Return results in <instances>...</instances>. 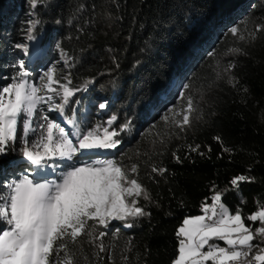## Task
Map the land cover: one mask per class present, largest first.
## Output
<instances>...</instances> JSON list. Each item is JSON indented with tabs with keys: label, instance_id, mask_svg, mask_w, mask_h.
I'll return each instance as SVG.
<instances>
[{
	"label": "trees",
	"instance_id": "1",
	"mask_svg": "<svg viewBox=\"0 0 264 264\" xmlns=\"http://www.w3.org/2000/svg\"><path fill=\"white\" fill-rule=\"evenodd\" d=\"M26 11L34 34L49 42L57 37L64 65L54 74L73 90L64 115L79 135L117 131L115 161L150 195L138 198L147 215L94 226L107 233L105 252L88 236L66 241L76 264H172L179 226L217 192L247 226H264L247 219L264 207V31H255L264 25V0H38L27 8L0 0V86L19 79L23 61L10 42L21 39ZM182 77L174 100V79ZM189 98L191 124L181 129ZM37 120L28 118L29 132ZM11 154V148L0 154V179L6 181L7 170L10 182L17 177L7 167ZM239 175L254 180L232 186ZM7 190L0 183L3 196Z\"/></svg>",
	"mask_w": 264,
	"mask_h": 264
},
{
	"label": "snow or ice",
	"instance_id": "2",
	"mask_svg": "<svg viewBox=\"0 0 264 264\" xmlns=\"http://www.w3.org/2000/svg\"><path fill=\"white\" fill-rule=\"evenodd\" d=\"M37 3L38 0H31L33 7ZM231 31L236 33L237 29ZM255 31H264V25H257ZM17 47L28 51L25 45L18 44ZM26 75L21 72L17 82L0 92V154H5L16 143L17 125L22 116L24 134L27 135L28 118L36 114L39 104L45 102V97L40 95L42 89L29 85L24 79ZM45 77L47 90L59 95L60 89L53 88V84L59 83L54 79L53 71L46 72ZM61 87L66 104L73 90L67 85ZM55 107L62 109L63 104ZM99 107L103 109L105 104L101 103ZM192 111L194 105L189 98L178 127L183 129L191 124ZM44 119L47 121L46 135L31 147L24 139L19 151L34 165L58 158L64 161L66 170L60 182L40 183L25 175L8 185L9 194L0 200V221L6 225L0 227V264H76L66 241L75 244L79 238L88 236L91 238L88 242L94 244L98 252H105L102 240L107 233L95 232V225L107 229L111 221L147 215L138 203L140 197L150 199L147 189L137 179L129 178L127 170L117 161L87 163L74 160L77 154L85 151L117 148V131L105 128L102 136L89 131L73 143L63 127L47 117ZM115 119L113 117L109 124ZM215 139L220 140V137ZM197 149L198 146L192 151ZM130 171L135 173L136 166L133 165ZM153 171L162 173L165 169L153 168ZM253 180L239 175L231 180V185L238 187ZM221 200L222 194L217 192L211 205L204 206L205 215L183 220L176 233L180 239L178 254L172 264H207L209 261L212 264H264V246H261L264 245V226L253 230L245 224L239 210L230 214ZM247 219L264 225V207ZM125 227L132 225L125 224ZM257 236L261 238L260 243H253ZM213 239L224 241L226 247L209 243ZM205 246L207 250H204ZM253 249H256L255 253ZM61 255L63 259H53Z\"/></svg>",
	"mask_w": 264,
	"mask_h": 264
},
{
	"label": "rangeland",
	"instance_id": "3",
	"mask_svg": "<svg viewBox=\"0 0 264 264\" xmlns=\"http://www.w3.org/2000/svg\"><path fill=\"white\" fill-rule=\"evenodd\" d=\"M21 6L23 8H27L31 6V0H20ZM249 6V5H248ZM29 9V8H28ZM29 11H26V14L24 15V19L22 22L24 23V26L22 27V33H20V40L18 42H10V46L12 49H16L18 52L17 57L23 61V64H27V69H24L23 67H20L19 64V72L28 73L29 75V85H35L36 87H39L42 89L40 95L45 97V102H42L38 105L36 114L38 116L37 120V127H33L31 131L27 132V135L24 134V122L22 121V135L21 137H17V141L14 145L11 147V156L7 159V167H11L12 170L16 173V179H13V181L18 180L22 178L23 176L27 175L30 179H33L35 182H60L62 179V173L66 170L63 167L64 161L57 159L52 160H45L41 165H34L31 164L25 157L22 156L19 149L23 146L22 141L24 139L28 140L29 146L31 147L34 142L39 141L40 137L42 135H46V123L47 121L44 119V117H47L48 120L53 121L57 124L59 122L63 124L65 128V133L69 136L70 139L73 140V143L76 142V140L82 135H79L75 125L73 124V119L68 118L64 115V102H63V91H62V85H67L66 82H64L62 79H64V75H57L54 74L55 68L58 69L59 67H63L64 65V57L60 56L59 50L57 48V37H52L51 41H47V38H41L38 35L34 34L32 32L33 24L31 17H29ZM31 22V23H30ZM234 28V27H232ZM231 28V29H232ZM222 34V31L219 32V35ZM217 39V37H215ZM25 45L28 49L27 52H25L22 48H18L17 45ZM55 53V54H54ZM207 54V50L204 52L203 55ZM49 70L53 71L54 79L58 81L59 83L53 84V88L60 89L59 95H53V93L49 92L45 85L47 84V79L45 77V73ZM64 73V72H63ZM188 74L184 75V78H186ZM4 79L7 77L3 76ZM61 80V81H60ZM183 77L179 79H174V87H173V93L171 95L172 99L175 100L176 96L179 95L181 88L183 87ZM63 81V82H62ZM9 85V81H6L2 86H0V92H2L3 88ZM68 86V85H67ZM60 95H62L60 97ZM51 96L52 99L48 100L47 98ZM101 103L105 104V98H101ZM100 103V104H101ZM58 104H63L62 109H57L55 106ZM107 104H105L106 106ZM98 106V104H96ZM163 108H167V103L162 105ZM187 107H185L184 110H186ZM101 109V108H100ZM158 111V114L162 113V110ZM40 120V121H39ZM71 121V123L69 122ZM29 123V121H28ZM36 123V122H35ZM58 135V132H57ZM119 144L117 148L115 149H105L109 152L107 155L98 156L103 161L104 160H116L115 154L119 149ZM81 154H77V156L74 158L76 162H87L90 158H87L86 160L80 159ZM53 165H59V167H53ZM3 175L7 177L4 181V179H0V183L5 185L8 188V185L11 183L9 174L7 170L4 171ZM10 189L8 188L7 192L9 194ZM3 193H0V200H2L7 195H2ZM215 195V194H214ZM213 195V196H214ZM212 201L209 204L211 205ZM223 203V202H222ZM223 205L228 209V207L223 203ZM261 210V209H260ZM258 210V211H260ZM219 211V208H218ZM230 213V211H229ZM255 213V212H254ZM253 213V214H254ZM235 214V213H230ZM205 215L204 211L200 214L194 215V216H188L185 217H195V216H203ZM183 225L179 226V228ZM6 225L3 224V227ZM261 238L257 236V241L255 243H260ZM209 243H215L220 245L221 247H226L224 241H220L217 239L211 240ZM264 246V245H261ZM207 250V246H205V249ZM256 249H253V253H255ZM178 254V253H177ZM177 256V255H176Z\"/></svg>",
	"mask_w": 264,
	"mask_h": 264
},
{
	"label": "bare ground",
	"instance_id": "4",
	"mask_svg": "<svg viewBox=\"0 0 264 264\" xmlns=\"http://www.w3.org/2000/svg\"><path fill=\"white\" fill-rule=\"evenodd\" d=\"M107 154H109V152L106 151L105 149H97V150L85 151L81 155L85 156L86 158H88V157L95 158V159H97L96 161H98V160L103 161L98 156L107 155ZM87 163H89V162L87 161Z\"/></svg>",
	"mask_w": 264,
	"mask_h": 264
},
{
	"label": "built area",
	"instance_id": "5",
	"mask_svg": "<svg viewBox=\"0 0 264 264\" xmlns=\"http://www.w3.org/2000/svg\"><path fill=\"white\" fill-rule=\"evenodd\" d=\"M209 215H211V213L209 212Z\"/></svg>",
	"mask_w": 264,
	"mask_h": 264
}]
</instances>
